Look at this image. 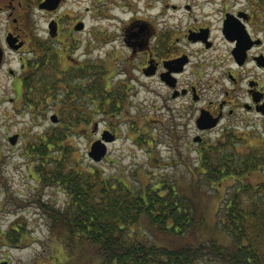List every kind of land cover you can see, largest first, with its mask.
Segmentation results:
<instances>
[{
	"label": "rangeland",
	"instance_id": "rangeland-1",
	"mask_svg": "<svg viewBox=\"0 0 264 264\" xmlns=\"http://www.w3.org/2000/svg\"><path fill=\"white\" fill-rule=\"evenodd\" d=\"M250 3H252L250 0H69L62 8V13L67 11L69 15L82 19L84 29H78L75 35L77 41L80 39L85 45L87 40L92 42L90 58L92 63L96 64L92 70L96 72L105 66L104 70L108 71L106 76L114 91L113 99L118 97L117 93L124 97L122 100L118 99V109L106 113L99 103L97 74L91 78L89 72L79 78L78 90L74 89V85L71 87L76 91L75 104L67 103L65 109L71 111L76 107L83 121L77 124V128L69 129L63 139L65 147L67 146L70 152L67 154L65 149L55 150V156L72 158L83 166L93 165L102 168L105 175L119 177L125 181L128 178L134 185L162 179L173 180L176 177H184V183L192 182L195 175L191 171L199 164V157L196 154L197 145H190L186 134L193 125L189 121L188 109L183 107L182 101L173 99L164 91L157 80L143 78L140 75L137 63L141 59L137 55L132 58L131 50L124 43L123 28L131 19L143 17L149 22H155L159 33L164 35L170 33L171 39L174 40L175 35H183L189 28L208 21L216 28L218 35L226 8L235 11L247 7L258 17V23L253 25L258 31L256 33L264 37V20L259 14L260 8ZM173 5L178 8L174 9ZM186 6H191V10ZM68 14H65L67 21L70 17ZM36 15V26L41 30L46 26L48 19L37 18ZM43 39L44 36H40L38 42L42 43ZM218 41L217 49L208 55L200 54L196 44L184 39L176 41L179 48L191 52L195 59H200L203 55L204 58L217 59L223 65L218 71L209 69L204 76L189 72L184 78L185 82L194 78L202 80L206 97L212 96L211 85H216L215 78L220 77L225 86V71L230 67L231 49L219 35ZM77 52L75 56L82 57ZM219 54L221 56H218ZM11 63L17 66L16 61ZM83 63L90 65L91 61L84 59ZM66 64L67 60L61 58V71L68 67ZM262 76L263 73L260 74V77ZM10 87L11 79L6 74L0 75L2 256L9 258L11 264H72L68 261L69 245L62 243L63 246L60 248L53 244L59 242V239L56 237L55 240L54 232L49 225L50 220L38 205L40 199L57 205L64 204L68 195L61 184L50 186L39 184L36 159L27 152L31 145L41 140L42 135L59 126H65V121L62 114L49 107L45 108L44 113L40 110L32 114L28 109L15 110L11 104L3 102L6 96L14 97ZM61 95L63 96V93ZM8 114H11V117ZM52 114L59 116L57 123L52 122L50 118ZM243 131L255 133L256 137L250 140L255 149L264 148V141H258V138L264 137L262 133L264 129L260 125ZM17 133L19 140L12 145L8 135ZM104 133L112 136V140L107 142L106 157L100 162H95L89 156V151L92 143L100 139ZM244 144H240L238 150L246 153L251 148H245ZM202 184L210 194H214V187L208 186L204 180ZM215 201L214 197L207 201V220L208 224H212L208 225L209 227L214 226V222L219 220V211L223 206V202L216 201L218 203L216 205ZM12 228L18 229L21 235L25 232L27 234L25 241L23 240L18 247L10 245L2 238L3 232ZM73 249L80 252L78 247ZM90 258L92 257L89 254L82 255L75 264H88ZM93 264H100V261L94 259ZM199 264L206 263L201 261Z\"/></svg>",
	"mask_w": 264,
	"mask_h": 264
},
{
	"label": "trees",
	"instance_id": "trees-1",
	"mask_svg": "<svg viewBox=\"0 0 264 264\" xmlns=\"http://www.w3.org/2000/svg\"><path fill=\"white\" fill-rule=\"evenodd\" d=\"M250 1L264 20V0ZM37 50L24 78L23 101L34 105L33 113L52 108L62 114L65 126L42 135L28 154L36 159L39 184H61L68 195L64 204L43 199L38 204L59 239L53 244L69 245L68 261L75 264L89 254L88 264L94 259L100 264H264V148L240 153L221 143L199 158L190 183L176 177L134 185L128 178L105 175L102 168L56 157L55 150L70 152L63 139L83 121L76 107L65 109L67 103L75 104L79 78L97 74L99 103L106 113L118 109L124 96L117 93L113 99L105 66L95 72L91 64L80 63L61 71L56 52L43 53L41 44ZM213 197L223 206L219 220L209 227L207 201ZM3 233L14 246L27 237L15 228Z\"/></svg>",
	"mask_w": 264,
	"mask_h": 264
},
{
	"label": "flooded vegetation",
	"instance_id": "flooded-vegetation-1",
	"mask_svg": "<svg viewBox=\"0 0 264 264\" xmlns=\"http://www.w3.org/2000/svg\"><path fill=\"white\" fill-rule=\"evenodd\" d=\"M68 1L60 0L58 6L51 9L45 6L46 0H0V75L6 74L11 79L10 88L14 94V97L6 96L3 102L11 104L15 110L28 109L30 114L33 113L31 110L34 105L23 101V83L39 53V44L43 47V53L56 52L60 60L66 59V66H77L84 62V59H88L91 65L96 67L90 58L92 42L87 40L85 45L80 39L78 42L75 35L78 30L76 26L83 22L82 19L69 15L67 11L62 13V8ZM172 7L178 8L176 5ZM186 7L188 10L192 8ZM226 10L218 35L231 49L230 67L225 71V86L220 77L215 78L216 85H211L212 96L209 97H206L202 80L194 78L185 82L184 78L189 72L204 76L209 69L218 71L223 65L217 59L204 58L203 55L202 58L195 59L191 52L179 48L176 41L184 39L196 44L200 54H213L219 41L216 28L211 23L205 21L193 26L183 35H175L174 40L171 39L170 33H159L156 23L143 17L131 19L123 28L124 43L131 50L132 58L137 55L141 59L137 63L140 75L157 80L164 91L173 99L182 101L184 108L187 107L189 121L193 125L186 134L190 140L189 144L197 145L196 154L199 158L221 143L231 144L232 149L240 153V144L245 143V148H254L255 145L250 140L256 137L255 133L243 129L256 125L264 129V113L260 110L264 105V76L260 77L261 73L264 74V67L260 66L258 60L260 56L264 57V37L259 36L253 27L258 23V17L247 7L235 11H230L229 8ZM241 12L246 13L240 15ZM229 13L234 14L246 26L248 32L246 36L250 48L241 62L234 55L238 40L231 39L224 31V23ZM65 14L70 16L68 21ZM35 15L40 19H48L46 26L41 30L36 26ZM38 36H44L42 43L38 42ZM76 52L82 57H76ZM12 61H16L17 66L13 65ZM8 116L11 117V114ZM205 116L209 122L204 119ZM214 120H217V124L208 127V123ZM262 133L264 134V131ZM15 135L18 142L19 134ZM10 136L12 135H8V140L11 143ZM258 141L263 142L264 137L258 138ZM3 262L11 264V260L2 256L0 250V264Z\"/></svg>",
	"mask_w": 264,
	"mask_h": 264
},
{
	"label": "water",
	"instance_id": "water-1",
	"mask_svg": "<svg viewBox=\"0 0 264 264\" xmlns=\"http://www.w3.org/2000/svg\"><path fill=\"white\" fill-rule=\"evenodd\" d=\"M60 0H46L45 6L53 9L56 8L59 4ZM48 4V5H47ZM245 12H241L240 15H242ZM234 15H228L227 19L225 21L224 25V31L227 36H229L233 40H238L237 46L234 49V55L237 60L240 62L243 61L246 58V51L250 48V44L247 42V36L248 32L246 29V26L238 19L235 17L236 20H234ZM83 23H79L76 28L77 29H82L83 28ZM132 27V26H131ZM260 42V41H258ZM260 66L264 67V57L260 56L258 58ZM264 113V105L261 107V109ZM203 119V118H202ZM205 120L209 122L208 117H204ZM51 120L53 122L58 121V115L53 114L51 116ZM217 124V120L212 121L211 123H208V127H213ZM17 135L10 136V141L12 144H16L17 142ZM112 140V136H109L108 134H103L102 137L98 140H96L92 145H91V150L89 151L90 157H92L95 161L99 162L102 161L103 158L106 156L108 152V147H107V142Z\"/></svg>",
	"mask_w": 264,
	"mask_h": 264
}]
</instances>
